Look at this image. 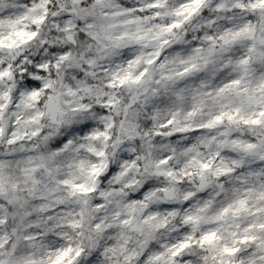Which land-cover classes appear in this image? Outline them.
I'll list each match as a JSON object with an SVG mask.
<instances>
[{
	"label": "clouds",
	"instance_id": "9594fccd",
	"mask_svg": "<svg viewBox=\"0 0 264 264\" xmlns=\"http://www.w3.org/2000/svg\"><path fill=\"white\" fill-rule=\"evenodd\" d=\"M0 264H264V0H0Z\"/></svg>",
	"mask_w": 264,
	"mask_h": 264
}]
</instances>
